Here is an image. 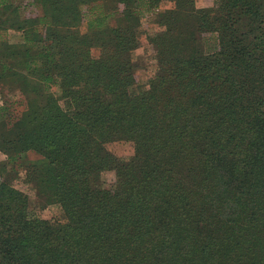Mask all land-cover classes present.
Wrapping results in <instances>:
<instances>
[{
	"label": "trees",
	"instance_id": "obj_1",
	"mask_svg": "<svg viewBox=\"0 0 264 264\" xmlns=\"http://www.w3.org/2000/svg\"><path fill=\"white\" fill-rule=\"evenodd\" d=\"M30 1L41 17L0 0V81L18 80L24 106L2 108L0 148L43 157L28 173L68 220L32 216L3 177L0 264H264V0ZM153 13L160 67L140 86L137 31ZM9 30L24 42L9 45ZM206 33L219 52L200 49ZM117 141L133 144L130 161L108 153Z\"/></svg>",
	"mask_w": 264,
	"mask_h": 264
},
{
	"label": "rangeland",
	"instance_id": "obj_2",
	"mask_svg": "<svg viewBox=\"0 0 264 264\" xmlns=\"http://www.w3.org/2000/svg\"><path fill=\"white\" fill-rule=\"evenodd\" d=\"M197 6L199 8H214L215 0H197ZM19 16L21 19H34L43 15V10L40 6L35 5L32 1L21 2L19 5ZM3 11L0 9V14ZM83 18L79 30L82 33L88 31V23L93 18V15L86 12ZM118 18V17H117ZM117 18L111 19V25H115ZM239 32L247 30V22L235 23ZM160 28L155 23V18L145 17L142 19L141 28L137 31L139 39L141 40L140 48L134 53V59L137 61L136 81L140 86H143L146 82L156 78L159 72V64H157L155 56L156 50L152 43L149 41V37ZM45 31V26L42 28V32ZM6 40L9 45H16L15 41H18L19 35L11 30L7 31ZM3 38V36H2ZM2 43H0L1 45ZM200 49L206 54H215L220 50L219 36L216 33H206L200 39ZM135 91V88L131 89ZM55 96L59 99L61 106H64V102L61 98V90L55 89ZM22 99V92L20 85L15 77H8L0 81V117L2 114V108L9 105L10 112L18 115L24 112V106H14L13 102ZM11 104V105H10ZM0 136L5 141V137L1 133ZM0 138V144L2 139ZM106 149L108 153L115 159L130 161L135 155V149L132 143L125 141H117L107 144ZM20 159L9 160V154L5 153L0 148V181L3 177L10 178L9 185L12 189L19 191L28 198V210L32 216L37 217L39 220L48 221L52 225L65 224L67 222V216L63 207L58 203L47 204L42 203L38 197V187L36 181L31 178V174L28 173L27 168L37 161L43 159V157L36 151H28L22 154ZM104 180L107 186H112L116 180L114 172L104 173Z\"/></svg>",
	"mask_w": 264,
	"mask_h": 264
},
{
	"label": "crops",
	"instance_id": "obj_3",
	"mask_svg": "<svg viewBox=\"0 0 264 264\" xmlns=\"http://www.w3.org/2000/svg\"><path fill=\"white\" fill-rule=\"evenodd\" d=\"M21 1H30V0H21ZM175 7V3L170 1V0H162L159 4V11H166V10H170L173 9ZM158 11V12H159ZM155 13L150 14L149 16H147L148 18H154L155 17ZM13 32H16L19 35V40L15 41L16 43H22L24 42V33L21 31H17V30H11Z\"/></svg>",
	"mask_w": 264,
	"mask_h": 264
}]
</instances>
